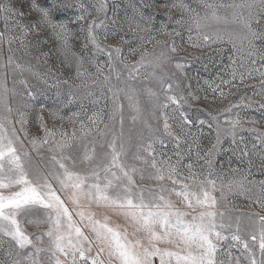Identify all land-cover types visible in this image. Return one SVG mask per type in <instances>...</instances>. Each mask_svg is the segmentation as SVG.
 <instances>
[{
  "label": "snow or ice",
  "instance_id": "1",
  "mask_svg": "<svg viewBox=\"0 0 264 264\" xmlns=\"http://www.w3.org/2000/svg\"><path fill=\"white\" fill-rule=\"evenodd\" d=\"M91 7L96 13L106 15L107 0H98ZM170 7L181 12L180 19L175 23L186 29L192 47L231 46L233 55L229 56V67L232 68V79L221 80V84L233 83L238 75L241 82L245 78L255 79L259 76L261 94L264 95V0H201L199 11L183 0H176ZM72 10V16L59 17V14ZM133 10L146 26L141 27L137 23L135 28L130 25L129 30L148 35L139 36V46L129 48L131 54H139V59L131 64L127 63L120 46H102L97 30L103 29V38H108L106 19L99 22L93 19L87 24L83 47L88 49L91 45L94 50L88 58V63L96 64L97 75L93 77L82 70L85 58L77 57L71 51L74 30L70 25L75 24L84 32V25L80 22L91 15L83 3L79 0L76 3L70 0H30L27 13H17L13 4L0 0V14L5 21V31L0 32V48L6 44L9 53L23 49L25 54H29L31 42L27 37L32 32L39 34L46 29L59 42L65 61L69 54L75 58L76 76L81 78V83L76 87L84 90L82 95L90 97L94 94L89 86L91 84L100 90L101 97L105 96L106 89L112 102L107 114L108 122L104 121L103 108L90 116L85 112L87 123L78 119L79 112L74 113L73 117L77 118L74 122L80 125L79 132L75 129L70 133L49 129L43 116H39V127L44 135L33 136L30 143L38 155V150L47 145L51 155L43 169L35 167L30 174L31 166L26 161H30L31 157L28 152L22 151L23 141L11 119L13 109L8 105V89L4 88L0 96L3 105L0 113V248L4 244L8 247L3 249L5 260L0 264H153L154 258H158L159 264H241V257L246 264H264V215L251 213L246 217L237 216L235 231L225 235L226 229L233 228V221L230 215L226 217L225 212L219 210L220 200L225 197L223 189H218L217 181L213 179V157L222 135L230 136L232 143L236 144L238 132L244 130L242 118L238 112L233 115L232 110L241 105L251 107V103L245 104L244 97H241L238 103L230 104L218 114L209 113L215 124L216 143L201 155L199 141L194 136L191 143L184 139L192 135L185 130L186 125L192 124L187 115L180 112V133L177 134L164 112L172 105H175L174 112L179 111L182 103H188V97L198 99L192 92L183 95L175 72H169L166 67L172 63L170 53L177 52V45L175 41L169 44L157 40L151 35L154 17L145 15L135 6ZM33 15L35 19L27 23L15 20L14 27L19 29V33L10 34L9 20L13 16ZM166 15L168 20L172 19ZM115 23L113 20L112 24ZM167 28L166 23H161L158 31L168 36L181 35L176 29L169 32ZM17 42L20 49L12 47ZM149 44L152 45L151 50L147 47ZM157 46H160L159 51ZM215 50L222 51L221 48ZM97 54L107 56L108 74L103 73V66L94 59ZM237 59L244 72H237ZM117 62L124 65L126 77H122L117 70ZM184 67L182 63H175V68L182 75ZM0 68L10 69L13 76L32 71L30 65L16 63L12 55ZM113 73L115 84L112 83ZM137 81L158 85L164 99L160 100L157 92L147 85L142 90L137 88ZM43 82L48 84L46 79ZM16 83L17 80L13 79V84ZM19 83L27 89V96L35 98L26 80L20 79ZM60 83L57 80L49 85L57 87L58 97ZM63 83L67 84L68 81ZM205 83L214 93L219 89L220 97H225L220 85L213 87L212 83ZM141 91L151 102L153 116L157 109L161 110L163 135L171 137L177 148L181 142L188 143L186 155L190 160L195 148L196 161L203 160L206 169L201 165V170L197 171L193 162L183 165L185 154L181 152L175 153V162L164 152H158L155 145L164 147L165 140L156 135L159 129L151 131L150 125V136L146 142L141 134L140 150L128 153L126 144H131V135L125 140L124 111L127 107L133 122L142 120ZM13 95H16L14 90ZM78 98L70 90L61 104H72ZM81 108L83 110V105ZM260 108H264V103L260 104ZM16 113L20 117L16 123L24 131L25 110L17 108ZM117 118L121 128L118 135L114 131ZM199 123L203 125L207 121L200 120ZM109 134L111 139H107ZM240 139L243 141V137ZM258 139L260 147L264 149V133ZM97 146L100 152H97ZM252 147L255 149L257 145L253 144ZM243 154L248 153L244 151ZM129 160L132 162L129 163ZM79 164L86 165V168L78 170ZM183 169H187V172ZM136 177L152 183L137 184ZM234 189H239L241 195L252 192V189H245L241 182L228 186L229 192ZM218 190L221 193L219 199L214 195ZM173 196L179 204L172 199ZM245 198L254 200L264 209V181L260 182L255 195L250 194ZM94 208L105 211L97 214ZM113 216L122 217L123 223L114 221ZM26 225L44 230L28 232ZM229 240L234 242L230 247L237 248L241 255L232 257L228 251L225 253L229 257L227 261L221 260V242Z\"/></svg>",
  "mask_w": 264,
  "mask_h": 264
},
{
  "label": "rangeland",
  "instance_id": "2",
  "mask_svg": "<svg viewBox=\"0 0 264 264\" xmlns=\"http://www.w3.org/2000/svg\"><path fill=\"white\" fill-rule=\"evenodd\" d=\"M4 2L11 3L15 6L16 12L27 13L30 0H4ZM72 3H76L77 0H70ZM85 7L88 8L91 15L86 16L84 21L80 23L84 25L85 31L81 32L79 28L73 24L70 27L74 30V38L71 40V51L76 54L77 57L83 56L85 58V64L82 70H86L87 73H91L93 77L97 75L96 64L88 63V58L92 56L94 51L89 45L88 49L83 47L86 42L85 37L87 35V24L96 19L99 22L100 19H106L108 24V38L105 40L104 30L98 29L97 33L101 38V44L103 45H118L121 47L123 55L127 57V63H134L139 59V54H131L129 48H136L140 44L139 36H147L148 33L133 32L129 30L131 25L132 28L136 27L137 23L141 24V27L146 26V23L140 21L139 15L133 10V6L140 11H143L145 15H151L154 17L152 22V32L157 40L166 41L171 44L175 41L177 45V52L170 53L172 57V63L167 65L169 72H175L176 79L180 83V90L183 95L187 96L189 92H192L198 99H192L188 97V103L183 104L179 111L174 112L175 105L170 106L164 112L168 116V123L171 125L172 130L177 134L180 133L178 127L180 123V112L187 115L188 119L192 121L191 125H186L185 130L189 131L192 135L185 137L191 143L193 136L199 141V151L201 155L206 152L213 144L216 143V131L215 124L212 122L209 113L216 115L220 110L228 107L230 104H236L240 101L241 97H244V103H251V107H244L241 105L239 108H234L232 114L239 113L242 121L244 122V130L238 132L236 138V144L232 143L230 136H223L220 144L215 150L213 157V179L217 181V188L223 189L224 199L220 200L219 210L225 212L226 217L230 215L233 221V228L231 230L226 229L224 234L229 235L230 232L235 231V218L237 216H244L251 213H259L264 215V209H261L254 200L246 199L247 195H255L259 190V184L264 181V149L260 147L259 135L264 133V108H260V104L264 103V95L261 94V87L259 83V76L255 79L245 78L243 82L240 81L239 75L236 80L231 84H221V80H231L232 68L229 67L230 60L229 56L233 55L230 45H213L211 48L203 47L196 48L192 47L188 42V32L184 28H180L175 21L180 19L181 12L170 6L176 2V0H107V9L105 13H96L94 8L91 7L93 3H97L98 0H79ZM184 3L190 5L191 8L196 10L201 9V0H183ZM228 2V0H225ZM166 5L168 7H166ZM73 11L59 14L61 19L67 16H72ZM172 17L168 20L167 15ZM186 15V14H185ZM35 15L31 17L13 16L9 20V28L11 29V35H18L19 29L14 27V21L20 20L22 23H27L29 20H34ZM115 20V24L112 21ZM161 23L168 25L167 31L171 32L173 29L180 31V36H168L158 31ZM255 26V25H254ZM5 31V21L2 14H0V32ZM31 42L28 48V53L25 54L23 49H20L19 42L13 44L14 49H20L9 53L7 45L5 44L0 48V65L7 63L9 55L13 56L16 63L22 65H30L32 71L25 72L21 76L19 73L13 76L10 69L0 68V96L3 95V90L6 87L8 89L7 101L8 105L13 109L11 119L17 130V134L23 141L22 151L29 153L31 160L26 161V164H30L29 173L31 174L32 169L35 167L44 168L50 160V153L48 152V146H42L37 154L36 150L32 149L30 140L33 136H43V131L40 130L38 119L39 116H43L44 123L49 129L63 130L71 132L73 129L79 132V123L74 122L77 118L73 117L74 113L79 112V120H84L87 123V117L84 115L85 112L90 116L93 112L103 108L104 109V121L108 122V112L112 107V102L108 98L110 94L105 89V96L101 97L100 90L93 85H89L92 88L93 95L90 97H84L83 89H79L76 86L81 83V78L76 76V63L75 58L69 54L67 62L65 61V54L59 44V42L51 36L50 32L46 29L41 30L39 34L32 32L27 37ZM122 41H127L123 43ZM154 43V42H153ZM151 50L152 45H147ZM221 48L222 51L217 52L215 49ZM160 50V46H157V51ZM94 59L96 62L103 66V73L108 74L109 69L107 67V56L105 54H97ZM233 59H236L233 56ZM179 62L185 65L183 69V75L175 68V63ZM116 68L122 73V77L127 76V70L123 64L116 63ZM237 72H244L245 69L240 67V61L237 59L236 63ZM7 73V75H5ZM38 73L39 75H33ZM43 78V79H42ZM13 79L17 80V83L13 84ZM20 79L27 81L28 88L35 94V98L27 96V89L23 84L19 83ZM46 79L48 84L46 85L43 80ZM103 79V76H100ZM59 80V92L60 96H57V87H49V85L55 84ZM67 80L68 83L64 84L63 81ZM208 81L213 84V87L220 85V88L225 92V97L221 98L219 95V89L217 92H213L208 84ZM112 83H117L115 80V74L112 75ZM137 88L143 89L145 85L151 87L159 95L160 100L164 99L163 94L160 92L158 85L152 82L141 83L135 82ZM190 85V87H189ZM235 85V86H234ZM123 86V85H121ZM254 86V87H253ZM13 90L16 95H13ZM72 91L79 97L74 103L62 105L61 100L67 98V93ZM123 100V97H121ZM98 101V102H95ZM126 105V101H124ZM83 105V110L81 108ZM26 106V108H25ZM141 107L143 109L142 120L133 122L131 120V113L125 107L124 111V124L123 132L125 140L131 135V144H126V149L129 154L139 151V145L142 143L141 134L143 141L146 142L150 136L149 125L151 131H155L156 135L161 136L165 140V146L161 147L156 144L155 147L158 152H164L167 156L172 158L175 162L177 159L175 153L181 152L184 155L182 161L183 165L189 162L194 163V167L197 171L201 170V165L204 169L207 165L204 164L203 160L196 161L195 151L193 149L191 160L188 155V143L181 142L180 147H176V142L171 138L163 135V115L161 110H156V115H152V106L148 96L141 91ZM20 108L25 110L24 131H21V125L16 123L20 117L16 113V109ZM3 111V105L0 103V113ZM73 117V119H70ZM200 120L207 121V123L201 125ZM212 124V127H209ZM103 128V124L100 125ZM254 129V131H249ZM115 133L118 135L121 131L119 119L117 118L114 128ZM25 132L27 136H25ZM243 137V141H241ZM59 139V136H57ZM111 139V134L107 137ZM253 144L257 147L253 149ZM245 145L247 146L245 148ZM239 146V147H237ZM235 150V151H234ZM101 149L97 146V152ZM244 151H247V155H244ZM129 163L132 161L129 160ZM139 166V165H138ZM86 165L79 164L78 170H84ZM185 173L187 169H183ZM137 184H150V181H141L139 177H136ZM241 182L245 189H252L251 193H245L244 195L239 194V189L229 192L228 186L230 184H236ZM254 182V183H253ZM220 198V191L214 193ZM174 201H177L175 196L172 197ZM179 204V201H177ZM71 207V206H70ZM97 214L104 212L102 208L93 209ZM112 219L116 222L123 223L122 217L113 216ZM227 222V220H226ZM28 232L43 231L44 229H36L34 226H27ZM131 231V229H129ZM245 238L249 239L245 234ZM249 242L251 243L250 239ZM234 242L223 241L221 242L222 251L219 254V259L227 261L229 258L225 255L226 252L230 251L232 257H238L241 255L240 251L235 247H230ZM8 247L4 244L0 248V262L5 260L4 251ZM164 247V245H161ZM153 264H159L158 258H154ZM241 264L246 262L241 257Z\"/></svg>",
  "mask_w": 264,
  "mask_h": 264
}]
</instances>
